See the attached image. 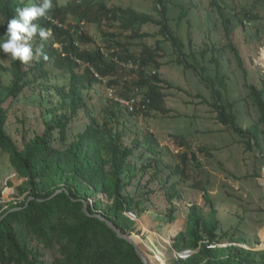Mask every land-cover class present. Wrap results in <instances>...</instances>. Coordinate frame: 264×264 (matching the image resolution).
I'll return each mask as SVG.
<instances>
[{
    "label": "trees",
    "instance_id": "trees-1",
    "mask_svg": "<svg viewBox=\"0 0 264 264\" xmlns=\"http://www.w3.org/2000/svg\"><path fill=\"white\" fill-rule=\"evenodd\" d=\"M154 1L155 11L162 16L158 23L131 8H107L96 0H76L65 9L52 11L50 21L43 18L36 21L48 28L58 43L55 48L43 47L48 56L46 61L42 57L28 64L12 61L10 85L4 86L0 93V153L24 179L21 189L27 195L23 201L11 204L0 212V264H145L134 245L120 238L109 223L121 235H130L134 231V221L127 213H142L140 201L125 193L135 178V165L128 160L132 150L125 147L124 131L118 128L128 114L149 115L153 111L167 114L163 107L164 95L159 91V85L165 81L158 73L163 66V41L171 42L177 65L191 70L207 85L214 99L218 121L245 139L246 150L258 148L264 152L259 128V125L264 127V90L248 86V96L259 117L257 122L244 128L238 121L234 103L227 102L221 91L226 89L224 77L218 73L210 76V69L205 65V51L186 50L184 42L168 27L163 0ZM28 2L0 0V36L8 20L16 15V10ZM93 22L99 26L119 23L120 28L130 33L127 40L150 37L149 34H141L140 28L156 24L160 26L158 34L163 41L157 40L153 47L143 45L138 55L130 53L128 42L113 41L105 49L90 50L85 45L90 39H87L81 25ZM109 36L116 37L114 33ZM211 51L221 56L220 50L215 47ZM3 57L5 55L0 53V59ZM209 62L217 66L218 58L212 57ZM129 64L132 66L129 67ZM47 65L69 74L68 89L56 88L63 98L60 103L62 108L68 109L71 115L82 109L89 123L76 139L61 147L66 143L68 119L56 117L48 130L18 148L6 132L8 115L3 103L7 98L18 100L35 86V81L46 80ZM130 73L136 74V81L127 79ZM104 83L106 89L117 90L116 95L123 99L140 97V101L133 104L134 113L114 97L108 99L102 108L106 120L100 123L92 115L83 92ZM53 129L58 131L59 146L52 144ZM140 134L141 142L147 144L151 154L149 158L155 161L153 176L158 178L162 169L157 139L149 131ZM186 162L185 157L183 164ZM148 167L151 168V165ZM171 172L184 173L179 165ZM169 179L170 175L166 181L169 182ZM178 185L179 181L162 189L169 203L179 195ZM196 186L210 202L206 185L200 181ZM99 194H103L107 202L96 199ZM167 218L172 219L171 211ZM217 231L216 210L211 209L205 215L198 206L189 207L186 228L175 236L173 248L179 254L194 252L186 258H176L173 264H264V259L254 263L246 254L250 251L236 245L244 243L243 238L231 237L234 245L218 247L222 236L218 237ZM173 233L172 230L170 236ZM149 260L152 263L155 258L151 256Z\"/></svg>",
    "mask_w": 264,
    "mask_h": 264
},
{
    "label": "rangeland",
    "instance_id": "rangeland-1",
    "mask_svg": "<svg viewBox=\"0 0 264 264\" xmlns=\"http://www.w3.org/2000/svg\"><path fill=\"white\" fill-rule=\"evenodd\" d=\"M96 1L107 8H131L152 17L156 23L162 20L154 9V0ZM163 2L168 27L184 42L186 50L205 51L204 64L209 67L210 76L218 73L224 77L226 89L221 91L227 102L234 103L240 124L246 128L257 122L259 114L248 96V86L264 90V0ZM74 3L76 0H53L52 11L65 9ZM81 26L90 39L85 43L90 50L105 49L113 41L128 42L130 53L138 55L143 45L153 47L157 40L163 41L158 34L160 26L156 24L143 25L140 33L150 37L137 40H127L130 33L116 22L102 26L97 22L84 23ZM110 33L116 37H110ZM32 46L35 51L46 46L55 48L58 43L50 35L47 41L35 38ZM162 47L163 66L158 73L165 83L159 85V91L164 95L163 107L167 114L155 111L149 115L128 114L118 128L124 131L125 147L132 150L128 160L135 165V178L125 193L139 200L142 209L140 214L127 213L134 221V231L128 236L148 259L151 256L155 258L152 263L149 260L150 264H173L180 257L173 248L174 238L186 228L189 207L196 205L205 215L211 209L216 210V235L222 236L218 247L234 245L231 237L243 238L245 242L236 245L250 251L246 254L254 263H259L264 259V152L258 148L246 150L245 139L218 121L214 99L207 85L191 70L177 65L170 41H163ZM213 47L220 50L221 56L211 51ZM212 57L218 58L217 66L209 62ZM37 60L34 59L33 63ZM11 63L6 56L0 59V93L4 86L10 85ZM46 70V80L35 81V86L18 100L7 98L3 103L8 115L6 132L18 148L48 130L56 117L68 119L66 143L61 147L69 145L89 123L82 109L71 115L60 104L63 98L56 88L68 89L69 74L53 65H47ZM127 79L136 81L137 76L130 73ZM116 94L118 91L106 89L105 83L83 92L92 115L100 123L106 120L102 108L108 99H123ZM140 99L135 98V102ZM259 128L262 131L261 147H264V127L259 125ZM143 131L151 132L158 142L162 169L158 178L153 176L155 161L149 158L151 154L147 144L141 142L140 133ZM51 135L52 144L59 146L58 131L53 129ZM135 139L137 141L133 142ZM185 157L187 162L184 165ZM178 165L184 173L172 174V169ZM168 175L169 182L166 181ZM177 181L179 195L169 203L162 189ZM200 181L206 185L210 202L203 196V191L196 188ZM23 182L24 179L0 153V212L24 200L27 192L21 189ZM96 199L107 202L103 194ZM170 211L171 220L167 218ZM172 230L174 233L170 236ZM185 252L190 253L189 256L194 251Z\"/></svg>",
    "mask_w": 264,
    "mask_h": 264
},
{
    "label": "clouds",
    "instance_id": "clouds-1",
    "mask_svg": "<svg viewBox=\"0 0 264 264\" xmlns=\"http://www.w3.org/2000/svg\"><path fill=\"white\" fill-rule=\"evenodd\" d=\"M53 0H29L26 6L18 8L16 15L7 22L3 35L0 36V53L11 61L28 64L34 59L42 57L48 59L43 47L33 50L32 41L39 38L47 41L51 32L40 26L37 20L43 18L51 20Z\"/></svg>",
    "mask_w": 264,
    "mask_h": 264
},
{
    "label": "water",
    "instance_id": "water-1",
    "mask_svg": "<svg viewBox=\"0 0 264 264\" xmlns=\"http://www.w3.org/2000/svg\"><path fill=\"white\" fill-rule=\"evenodd\" d=\"M99 217V216H98ZM100 218V217H99ZM102 219V218H101ZM109 223V222H108ZM109 225L117 232L118 236L120 238H123L124 240L128 241L129 243H131L132 245H134L138 255L142 258L143 262L145 264H150L149 259L144 255V253H142V251L140 250V248L136 245V243L133 241V239L131 237H129L128 235H121L120 232L111 224L109 223ZM188 252H183L180 254L181 258H186L188 256Z\"/></svg>",
    "mask_w": 264,
    "mask_h": 264
},
{
    "label": "built area",
    "instance_id": "built-area-1",
    "mask_svg": "<svg viewBox=\"0 0 264 264\" xmlns=\"http://www.w3.org/2000/svg\"><path fill=\"white\" fill-rule=\"evenodd\" d=\"M132 65L129 64V67H131ZM93 72L94 70L91 69ZM95 76H97V74H95ZM117 101H119L123 106L127 107L129 109L130 112H133L134 111V108H133V104L135 102V100L131 99V100H126V99H117ZM130 214V213H129ZM130 218L131 216L128 215ZM132 219V218H131Z\"/></svg>",
    "mask_w": 264,
    "mask_h": 264
}]
</instances>
